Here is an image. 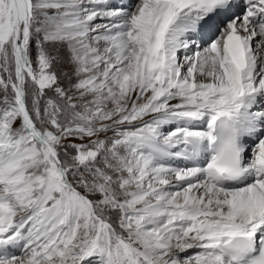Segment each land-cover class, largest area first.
<instances>
[{"label": "snow or ice", "instance_id": "1", "mask_svg": "<svg viewBox=\"0 0 264 264\" xmlns=\"http://www.w3.org/2000/svg\"><path fill=\"white\" fill-rule=\"evenodd\" d=\"M0 264H264V0H0Z\"/></svg>", "mask_w": 264, "mask_h": 264}]
</instances>
